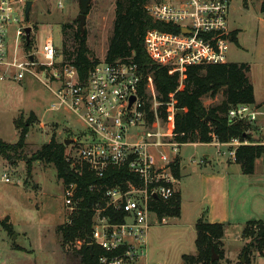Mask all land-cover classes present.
<instances>
[{"label": "rangeland", "instance_id": "rangeland-1", "mask_svg": "<svg viewBox=\"0 0 264 264\" xmlns=\"http://www.w3.org/2000/svg\"><path fill=\"white\" fill-rule=\"evenodd\" d=\"M261 1L231 2L228 23L230 30L237 32V43L229 45L226 56L228 63H244L250 67L248 78L259 106L256 109L261 116H257L248 133L259 144L263 142L260 137L263 131L258 129V123L259 128H264V16L260 12ZM59 2L62 4L61 9L57 7ZM115 2L90 0L83 30L87 35L86 46L91 59L102 61L105 58L113 31ZM79 13V0L32 2L27 22L32 26L28 49L36 53V59L42 60L37 51L49 37L53 39L54 46L61 49L63 25H69L65 34L70 46L73 35L79 29ZM20 51L23 53L22 47ZM146 80L149 85L147 99L155 117L148 128L151 132L161 129L169 133L172 116L169 114L170 119L166 122L159 119L157 111L160 104L153 76L148 74ZM222 100L220 93L214 98L204 97L202 102L205 107H210L219 105ZM54 104L56 100L51 92L31 76H26L21 82H0V140L15 144L18 139L15 122L25 123L30 113L34 115L25 146L16 153H10L8 160L0 156V221L8 218V228L0 226V264H80L78 250L82 242L63 246L58 230L71 212L64 205V185L58 179L55 167L32 161L28 168V161L52 137L57 142L73 140L65 146L66 153L71 158L76 157L79 137L85 132V126L70 112L53 110ZM139 130L141 128L135 127L132 131ZM167 152L172 156L170 150ZM176 155L181 167L175 188L179 187L183 203L188 208L200 203L203 205L205 194L200 179L203 175L220 171L226 164L230 159L227 147L216 143L185 144L178 148ZM255 165V174L241 177V182H235V176L231 177L234 226L226 229L224 258L219 260L217 256L214 260H219V264H237L242 248L253 240V236L243 238L242 235L238 239L245 222H264V157ZM4 178L10 182L6 183ZM198 211L199 207L192 213L187 210L179 218L181 220L166 218V223L160 220L157 224L155 217L151 216L150 222L154 224H151L147 236L149 264H185L183 255L196 254L193 225ZM182 219L186 225L180 222ZM256 229L257 226L249 227L251 232ZM251 252L249 264H264V256H259L254 248H251ZM242 262H245L243 258Z\"/></svg>", "mask_w": 264, "mask_h": 264}, {"label": "built area", "instance_id": "built-area-1", "mask_svg": "<svg viewBox=\"0 0 264 264\" xmlns=\"http://www.w3.org/2000/svg\"><path fill=\"white\" fill-rule=\"evenodd\" d=\"M232 1L146 0L147 15L170 29L145 34L148 58L168 68L169 74L177 73L180 80L189 66L227 63L232 43L228 23ZM26 2L0 0V82H21L31 76L55 98L53 110L70 112L83 123L85 132L79 137L76 157L66 155L73 169L76 165L85 166L101 179L111 168L127 167L136 182L127 181L126 190L119 186L104 189L105 205L95 209L91 242L101 250L100 264H149L147 236L154 224L150 218L155 217V224L159 221L152 204L170 200L178 183L173 168L182 145L171 140L173 103L167 104L172 116L169 133L161 129L151 132L144 108L148 99L140 93L144 85L147 97L149 85L130 60L109 63L103 59L83 79L73 63L64 61L51 37L37 51L42 60L36 59V53L28 49L30 36L26 40L25 29L30 26L24 18ZM57 7L61 9L62 4L59 2ZM132 97L134 101L129 105ZM259 114L253 105H237L228 111L227 117L230 121L253 124ZM135 127L141 130L132 131ZM212 143L227 147L233 161L237 147L256 145L239 139ZM4 181L10 182L8 178ZM96 188L100 186L92 185L90 190ZM75 190L72 183L63 190L64 205L71 213L77 209ZM109 208L123 213L120 222L111 223L103 215Z\"/></svg>", "mask_w": 264, "mask_h": 264}, {"label": "trees", "instance_id": "trees-1", "mask_svg": "<svg viewBox=\"0 0 264 264\" xmlns=\"http://www.w3.org/2000/svg\"><path fill=\"white\" fill-rule=\"evenodd\" d=\"M33 2L34 0H27ZM146 0H116L115 19L113 31L108 40L105 54V62L130 60L138 68L139 73L145 81L148 74L153 76V82L157 92V100L160 104L158 117L163 122L168 120L170 107L167 105L172 101L175 114L173 116V130L171 140L179 145L185 144H211L217 140L221 144L228 143L232 139L254 142L248 133L252 126L250 123L241 121H230L227 117L228 111L237 105H254V89L248 78L250 67L244 63H224L216 65L189 66L185 69L182 80L177 73L169 74L168 68L156 65L147 56L144 50V36L148 31H169L168 27L156 23L145 11ZM260 12L264 16V0L261 1ZM76 22V21H75ZM69 25L62 26V47L58 49L63 55L65 62L73 63L81 78H85L89 70L100 61L91 59L90 52L86 46L87 35L81 34L78 29L73 35L70 46L66 38V29ZM232 43H237V32L232 31ZM145 82H143L144 84ZM144 85L140 93L144 95ZM222 94L223 100L219 105L205 107L202 99L204 97L214 98ZM147 120H154V113L150 111L148 100L145 101ZM182 111V115L177 114ZM34 119L30 118L25 123L16 121L18 139L15 144H7L0 140V156L6 160L10 159V153H16L25 146L29 127ZM207 119V121H206ZM66 147L63 142L55 141L54 137L43 145L28 161V168L32 161L43 162L53 165L57 177L62 181L64 187L68 184L76 186L74 201L77 209L73 211L68 220L59 227L62 245L74 244L81 241L78 254L80 264H100L99 256L101 250L93 244L89 250L87 240L92 238L93 219L95 209L103 207L104 189L112 187L128 188L127 181L136 182L127 167L109 169L105 175L98 179L91 174L85 166L76 165L72 168L67 161ZM264 157V145L239 146L234 152V163L240 166L243 175H252L256 162ZM179 161L173 168L176 179L180 177ZM92 185L100 186L99 189L90 190ZM152 211L157 218H179L180 196L176 192L174 196L166 201H155ZM111 223L120 222L122 212H115L110 208L103 212ZM8 218L0 221V226L7 227ZM250 226H257L251 232ZM8 228V227H7ZM195 255H183L185 264H219L224 258L222 238L224 225L220 223H209L200 218L194 225ZM255 235V236H254ZM253 236V240L241 250V257L237 264H249L254 248L259 256H264V222L260 220L248 221L242 231V237ZM219 257L218 261H212V252ZM242 258L245 262H242Z\"/></svg>", "mask_w": 264, "mask_h": 264}, {"label": "crops", "instance_id": "crops-1", "mask_svg": "<svg viewBox=\"0 0 264 264\" xmlns=\"http://www.w3.org/2000/svg\"><path fill=\"white\" fill-rule=\"evenodd\" d=\"M253 106L255 108H259L256 101ZM259 115L261 116V113ZM258 129L260 131H263L260 137H261V140L263 141L262 145H264V128L263 127L259 128V123H258ZM180 167H181V163H180ZM255 172H256V169L254 168V173L252 175H254ZM252 175H249V176H252ZM233 176H235L234 177L235 182H239V181L241 182V179H242L241 177H247V175L242 174L240 166L238 164H235L233 159L231 158L228 159L225 165L223 164V166L220 168V171L213 173V174L210 173V174L203 175L200 181H201L202 190L205 194L203 197L205 201H203V205H201L200 203L198 205L192 206L191 208L190 207L188 208L187 205L183 203L184 201L182 199V195L180 193L179 187L176 188V192H178L180 196V216L179 218L184 216L185 211L187 212L188 210V212L192 213V212H195L199 207V211H198L199 213H198V217L196 221L200 218H204L209 223H220L224 225V235L222 238L224 249L227 245L226 239H225V237L227 236L226 229L227 227L231 228L234 226L233 221H232L233 217H232V210H231V194H230V191H231L230 181H231V177ZM253 198H255V196ZM204 206L206 207L204 208ZM179 218L178 220H181ZM165 219L166 218L162 219L164 220V223H166ZM173 219L175 220L176 218H173ZM196 221L194 222V225ZM252 221H256V220H252ZM180 222L183 225H186V222L183 219ZM247 222L244 223V226ZM242 231L243 229L241 230L238 236L239 240L241 239L240 237L242 235Z\"/></svg>", "mask_w": 264, "mask_h": 264}, {"label": "water", "instance_id": "water-1", "mask_svg": "<svg viewBox=\"0 0 264 264\" xmlns=\"http://www.w3.org/2000/svg\"><path fill=\"white\" fill-rule=\"evenodd\" d=\"M89 4H90V0H79L80 13H79V15L77 17V21H78V24H79V30H80L81 34L84 33L83 27L85 25V20H86V15H87V12H88ZM31 8H32V2L31 1H27L26 4H25V11H24V18H25V22L26 23L28 22ZM31 30H32V26H28L25 29L27 42L29 41V36H30ZM133 101H134V98L132 97L130 99L129 105H131L133 103ZM182 113H183L182 111H178L177 112V114H179V115H182ZM206 121H207V119H206ZM71 142H73V140H64L63 144L66 146V145H69ZM87 245H88L89 250H92L93 245H92L91 239L87 240ZM211 252H212L211 260L214 261L218 257L214 253L213 249H211Z\"/></svg>", "mask_w": 264, "mask_h": 264}]
</instances>
